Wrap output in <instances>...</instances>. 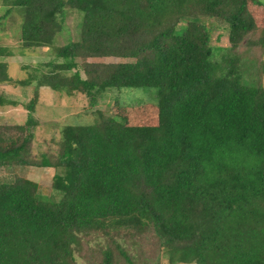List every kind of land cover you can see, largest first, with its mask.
<instances>
[{
  "label": "trees",
  "instance_id": "obj_1",
  "mask_svg": "<svg viewBox=\"0 0 264 264\" xmlns=\"http://www.w3.org/2000/svg\"><path fill=\"white\" fill-rule=\"evenodd\" d=\"M2 1L0 25L23 10L24 49L52 47L67 10L84 16L79 39L27 78L11 79L0 61V84L32 90L22 106L0 94V110L26 113L0 123V168L61 170L56 201L28 178L0 182V264H264V87L240 76L253 61L243 56L264 50L262 2ZM203 16L228 25L233 56L220 69ZM105 57L132 61H87ZM43 87L91 106L109 89L157 96L115 101L90 124L62 123L56 147L35 151Z\"/></svg>",
  "mask_w": 264,
  "mask_h": 264
},
{
  "label": "rangeland",
  "instance_id": "obj_2",
  "mask_svg": "<svg viewBox=\"0 0 264 264\" xmlns=\"http://www.w3.org/2000/svg\"><path fill=\"white\" fill-rule=\"evenodd\" d=\"M264 5V0H260ZM22 9L16 8L10 16L4 18L0 25V48H6L12 55L1 57L0 61L8 64V74L13 80L25 79L33 69L50 60H57L54 56V48L65 45L69 42L77 41L80 36V29L83 20V13L76 10H67L63 30L55 37L52 47H41L35 49L21 48L19 43L20 23L22 21ZM5 12L3 1L0 0V16ZM199 22L207 26L211 36L212 56L211 59L219 69L224 66L226 60L233 56L228 50V25L209 17H200ZM185 22L179 24L177 34H181ZM252 58L253 61L244 65L240 69V76L248 79V82L256 86L264 87V50L252 49L249 55L243 56L242 60ZM82 61L78 58V63ZM92 62H120L132 61L131 59L119 58H93L87 59ZM226 65V64H225ZM0 94L10 99H16L21 106L31 98L32 90L21 85L8 83L0 84ZM154 88H124L121 90L109 89L99 99L95 106H91L82 95L68 97L49 88H41L39 100L35 111L36 117L40 120V126L36 130V140L34 150H47L56 147L60 135V125L68 124H90L93 121L95 110L108 111L115 101L123 104H138L154 101L156 98ZM7 107L0 110V123L21 124L26 119L24 108ZM92 114V115H91ZM61 174V170L54 168L37 167H4L0 168V182L10 181L15 176L28 178L39 185V192L47 200L56 201L60 194L52 187L53 177ZM146 251L149 260L154 258L151 247ZM162 264H167L166 259H162Z\"/></svg>",
  "mask_w": 264,
  "mask_h": 264
}]
</instances>
